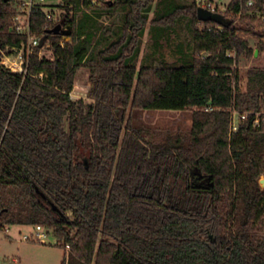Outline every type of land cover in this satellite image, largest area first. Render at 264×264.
Here are the masks:
<instances>
[{
    "label": "trees",
    "instance_id": "obj_1",
    "mask_svg": "<svg viewBox=\"0 0 264 264\" xmlns=\"http://www.w3.org/2000/svg\"><path fill=\"white\" fill-rule=\"evenodd\" d=\"M248 1L229 2L227 25L200 23L195 0L152 20L157 0H59L56 21L35 5L30 35L42 45L19 75L1 58L27 38L13 30L14 0H0V229L42 227L61 264H264V68L237 66L254 56L240 35L264 51V0ZM94 2L124 12L96 53L76 19ZM182 15L188 62L137 70L146 27L157 44ZM56 25L70 27L69 42L47 33ZM47 43L50 59L39 57ZM81 67L90 103L70 98ZM154 110L189 111V129L133 125L132 112ZM232 112L249 114L235 133Z\"/></svg>",
    "mask_w": 264,
    "mask_h": 264
},
{
    "label": "rangeland",
    "instance_id": "obj_2",
    "mask_svg": "<svg viewBox=\"0 0 264 264\" xmlns=\"http://www.w3.org/2000/svg\"><path fill=\"white\" fill-rule=\"evenodd\" d=\"M30 0H14L15 5L19 2H28ZM157 6L149 14V20L160 17L175 5H187L191 0H165L164 4L161 0H157ZM213 3L220 11L231 0H205ZM46 12L53 11L52 21L61 15L56 9L59 0H44L42 4ZM173 5V6H172ZM13 6V8H14ZM93 8H82L77 14L78 24L82 26L85 34L92 32L94 35V52L100 50L105 43L115 39L120 34L123 24L124 12L115 9L107 14L102 13L101 5L94 2ZM94 10H96L94 12ZM101 11V12H99ZM93 14L94 20L87 22L83 18V13ZM102 13V14H100ZM191 25L187 17L179 16L172 30L166 32L156 44L152 38V31L147 26L144 36L140 39L139 56L134 61V66L138 70L142 66H151L154 68L172 67L177 68L188 62V56L191 53ZM243 39L249 41V44L256 51L258 40L254 37L243 34ZM62 41L69 42L70 38L63 37ZM47 43L40 52L41 57L50 59L51 52ZM205 54H202L204 56ZM14 56V54H13ZM238 69L244 73L249 68H264V51L258 52L257 56L250 60H239ZM89 73L85 67H81L75 76L73 90L70 94L72 101L82 100L90 103L87 94L90 89ZM132 123L135 127L148 129H157L160 132L165 131H187L190 127L189 111H134L131 115ZM149 139V137H147ZM260 189H264V176L258 181ZM7 233L0 229V264H61L63 260V252L55 244L56 240L53 235L46 230L47 241L45 244L36 242H24L22 237L29 235L33 230L32 227H6Z\"/></svg>",
    "mask_w": 264,
    "mask_h": 264
},
{
    "label": "built area",
    "instance_id": "obj_3",
    "mask_svg": "<svg viewBox=\"0 0 264 264\" xmlns=\"http://www.w3.org/2000/svg\"><path fill=\"white\" fill-rule=\"evenodd\" d=\"M44 3V0H30L26 3H20L14 6L15 9V16L13 17V30L16 35L26 36L27 41L26 43H22L20 48H13V49H7L5 53H3L1 58V65L8 69L9 71L19 74V75H25L26 74V68H27V61L29 55L32 53V48L37 47L40 45V41L36 38H33L30 35V27H29V16L30 11L35 5H42ZM195 4L197 6V9H204L210 13L221 15V13H224L226 11V8L224 7L220 11L213 3H208L205 0H195ZM253 5V2L249 0L246 3V7H250ZM228 6V5H227ZM47 21H51V17L47 14L46 15ZM264 20V16L262 17ZM201 23V22H200ZM198 27L201 29V24H198ZM47 28V26L45 27ZM14 54V56H13ZM39 57L40 54H39ZM205 112L211 111V109L206 108L204 110ZM264 114V112H263ZM249 117V114L243 113L239 114L237 112L231 113V125H230V131L232 133H235L238 130V126L241 122L247 120ZM260 115L256 114L253 120V125L257 126L260 122L259 119ZM32 232L29 235H25L22 237V240L24 242H36L40 244H45L47 241V233L43 232V228L40 226L32 227ZM7 229H4V232L7 233ZM56 244V243H55ZM66 250L68 251V247H66Z\"/></svg>",
    "mask_w": 264,
    "mask_h": 264
},
{
    "label": "water",
    "instance_id": "obj_4",
    "mask_svg": "<svg viewBox=\"0 0 264 264\" xmlns=\"http://www.w3.org/2000/svg\"><path fill=\"white\" fill-rule=\"evenodd\" d=\"M196 17L199 22H213L215 24L227 25V21L224 20L221 15L210 13L204 9L198 8L196 11ZM47 33L55 36L60 34L63 37H69L71 33V29L70 27L63 29L61 25H56L53 29L49 30ZM40 45H42V41L40 42ZM257 53L258 51L256 50L254 52V57L257 56ZM52 210L54 212H57V209L53 206H52Z\"/></svg>",
    "mask_w": 264,
    "mask_h": 264
},
{
    "label": "crops",
    "instance_id": "obj_5",
    "mask_svg": "<svg viewBox=\"0 0 264 264\" xmlns=\"http://www.w3.org/2000/svg\"><path fill=\"white\" fill-rule=\"evenodd\" d=\"M20 3H22V2H19L18 4H20ZM23 3H25V2H23Z\"/></svg>",
    "mask_w": 264,
    "mask_h": 264
}]
</instances>
